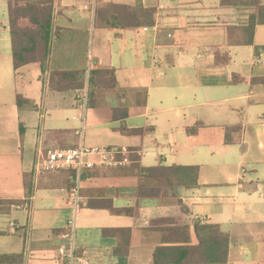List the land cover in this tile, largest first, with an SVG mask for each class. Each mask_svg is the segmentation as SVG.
<instances>
[{
	"label": "crops",
	"instance_id": "crops-1",
	"mask_svg": "<svg viewBox=\"0 0 264 264\" xmlns=\"http://www.w3.org/2000/svg\"><path fill=\"white\" fill-rule=\"evenodd\" d=\"M107 4L120 6L119 27L98 25L92 0H55L47 62L16 69L8 0H0V200L24 201L3 204L10 209L0 212V256L22 259L0 264H66L58 250L67 245L62 234L74 211L75 177L71 169L37 166L50 150L82 142L127 146L143 167H199L197 187L167 190L139 206L138 175L116 170L131 163L86 168L81 205L99 218L82 222L76 246L91 264H155L165 236L148 226L159 217L189 226L193 244L196 222L219 224L230 234L229 264H264V22L252 44L245 30L252 14L264 17V0H97L96 6ZM140 4L157 9L155 24L139 23L133 11ZM95 70H114L115 82L103 77L93 85ZM53 71L78 72L59 84L80 86L54 90ZM115 109L128 116L116 119ZM90 198H111L139 215L89 208ZM118 227L132 228L127 255H116V238L103 235Z\"/></svg>",
	"mask_w": 264,
	"mask_h": 264
},
{
	"label": "trees",
	"instance_id": "trees-1",
	"mask_svg": "<svg viewBox=\"0 0 264 264\" xmlns=\"http://www.w3.org/2000/svg\"><path fill=\"white\" fill-rule=\"evenodd\" d=\"M55 0H8L9 23L12 37V48L14 67L16 69L32 63L40 62L45 64L50 55L52 41V26ZM116 4L96 6L98 25L106 28L119 27L116 17L121 11ZM126 12V11H125ZM129 12V11H128ZM157 9L155 7L145 8L142 4L136 7L133 14L137 16L141 25L156 23ZM264 17L251 15L245 30L249 34L248 43L252 44L254 32L258 23H263ZM78 72L74 71H53L51 74V87L54 90L63 91L69 88H78L79 84L61 85V80H71L77 77ZM109 78L115 82L114 70H95L90 76V82L95 85L98 78ZM108 79V80H109ZM74 84V85H73ZM115 109L114 117L126 118L128 111ZM123 114V115H121ZM124 134L140 133L142 130H126L121 128ZM227 129L226 141L232 142L230 132ZM131 164L127 168H117L116 170L125 173L138 175V206L142 200L160 198L165 191H173L177 187L194 188L198 186L199 167L198 166H153L143 167L139 163V155L131 153ZM69 174L76 177L77 172L71 169ZM86 172H83L81 179ZM26 195L33 194V183L30 175L26 176ZM73 185V184H72ZM18 200H0V212L9 210L3 204L12 206L22 203ZM88 207L93 209H106L113 215H126L137 217L139 210L136 207H116L111 198H90ZM137 206V207H138ZM149 229L164 233L163 243L157 245L154 250L155 264H229V251L231 246L230 234L222 230L219 224L195 223V232L198 243H191L189 226L176 224L173 218L159 217L150 221ZM103 235L116 238L117 244L115 254L118 256L127 255L130 251L132 228H104ZM22 256L17 254L2 255L0 262L21 261Z\"/></svg>",
	"mask_w": 264,
	"mask_h": 264
},
{
	"label": "built area",
	"instance_id": "built-area-1",
	"mask_svg": "<svg viewBox=\"0 0 264 264\" xmlns=\"http://www.w3.org/2000/svg\"><path fill=\"white\" fill-rule=\"evenodd\" d=\"M97 0H92L91 8L95 11ZM83 101V120L85 111L89 105L90 88L86 86L81 94ZM85 125L80 130L84 136ZM131 149L127 146L119 148L87 146L82 142L79 146L50 150L46 159L38 164V171L55 172L61 169H73L77 172L75 184L70 189V199L74 211L66 224V230L62 238L67 242L66 246L59 248V254L67 261L66 264H91L86 256H80L77 252L76 240L78 230L79 208L82 202L81 175L86 168L95 166L124 167L131 163Z\"/></svg>",
	"mask_w": 264,
	"mask_h": 264
},
{
	"label": "rangeland",
	"instance_id": "rangeland-1",
	"mask_svg": "<svg viewBox=\"0 0 264 264\" xmlns=\"http://www.w3.org/2000/svg\"><path fill=\"white\" fill-rule=\"evenodd\" d=\"M73 213V212H72ZM72 215V214H71ZM70 215V217H71ZM97 218L99 217H94L89 211L88 209L84 208L82 205L79 208V215H78V230H77V242L79 241V238L81 236V225L83 221H89V220H93V221H97Z\"/></svg>",
	"mask_w": 264,
	"mask_h": 264
}]
</instances>
